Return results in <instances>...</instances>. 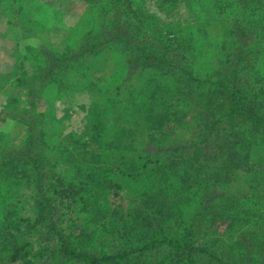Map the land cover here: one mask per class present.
<instances>
[{"label": "rangeland", "instance_id": "obj_1", "mask_svg": "<svg viewBox=\"0 0 264 264\" xmlns=\"http://www.w3.org/2000/svg\"><path fill=\"white\" fill-rule=\"evenodd\" d=\"M209 1L214 2L200 0L199 9H196L197 5L190 0H0V162L4 155L14 156L24 151L29 145V132L33 130L34 136H38L37 147L44 154L39 159L46 167L43 189L52 199V205L45 214H38L36 194L39 190L34 172L29 164H14L13 171L17 172L20 180L7 190L6 195L13 196L6 201L1 197L5 189L0 186V230L7 229L11 236L20 237L23 242L30 241L33 247L27 260L4 264H56V260L61 258L58 254L60 244L47 227L49 218L57 223L59 233H80L95 248L97 243L104 250L134 245L131 239L134 225L125 231L124 227L128 225V209H134L141 201V193L145 189L143 185L139 186L141 180L133 187L132 181H122L118 188L108 189L109 213L96 223L82 209L80 197H70L69 192H61L62 184L56 181L61 177L67 186L78 188L80 183L87 182V166L90 167L92 162L87 160L82 164L76 149L78 146L90 152L88 158L97 151L102 152L103 143H108L109 147L127 143L131 151L139 153L142 150V155L158 149V146L178 147L185 151V156L192 153L189 148L200 128L199 119H196L199 109L187 100L176 101L178 104L171 102L175 107L167 108L170 112L166 116H170L158 131L151 130L138 119H117V122L105 126L103 143L97 142V129L93 130V122L88 118L92 109L97 107V97L104 109L103 116L110 117L116 114L117 102L126 103L154 85L147 79V71L137 70L132 63V54L143 53L151 43L160 42L163 36L170 37L167 33L172 27L176 33L178 26L198 25L203 15L202 18L208 22L203 26L205 36L198 42L200 48L195 57L190 53L189 59L194 61L197 71L204 73L201 70H205L211 74L216 68L232 66L234 54L240 49V42L234 38L236 27L240 25L252 33V47L245 52L244 68L232 83V89L237 86L246 89L248 101L264 114V47L255 45L259 36L260 42H264V0H227L226 13L220 12L224 7L217 9ZM185 32L183 36L189 39L190 35ZM117 35L121 37L120 42L114 41L108 47H102L103 39L112 40ZM220 45L226 48H220ZM85 51L91 52L88 57L85 55V60L76 59ZM81 61L83 63L79 65ZM159 75L163 77L157 76L156 83L173 86L172 80H167L161 73ZM221 110L227 111L225 107ZM224 128L231 135L239 132L252 136L260 132L259 127L249 122L227 123ZM197 137V143L203 139V136ZM219 142L220 139L215 143L200 142L196 158L199 160L196 162L209 165L206 169L212 178L206 177L204 171L197 174L192 170L194 179L198 175V184L193 190L206 189V211L211 218L204 220L203 216L200 221L192 223L194 228L191 232L195 230L192 243L197 246L208 237H215L218 240L212 243V247L217 253L228 258L233 251L236 254L233 257H240L239 261L258 264L256 260L264 258V225L258 218L253 222H242L246 217L239 209L245 207V202H255V193L264 184V177L261 178L255 167V163L263 158L260 148H264V134L251 150H242L243 155L237 163L240 166L235 170L231 168L228 181H216V176H213L218 171V163L222 164L227 158L222 162L216 158ZM158 159L163 165L181 162L173 151ZM127 162L128 159L114 157L118 167L126 169ZM120 173L117 171V177L124 179ZM55 182L57 188L54 187ZM150 191L147 190L148 195ZM220 203L226 210L231 212L232 207L233 212L239 213L241 221H237L236 227L228 226V221L224 225L214 223L212 217L227 213L221 210ZM201 205L198 197L179 204L177 208L182 214L175 216L181 220L178 225L185 228L190 214L196 215ZM1 209L5 212L2 213ZM110 209L118 211L117 216L124 220L113 222ZM6 214L11 215L14 223L6 224ZM168 219H171L168 224L176 223L172 218ZM227 244L231 247L227 248ZM251 251H254L253 258ZM249 259L254 260L249 262Z\"/></svg>", "mask_w": 264, "mask_h": 264}, {"label": "trees", "instance_id": "obj_2", "mask_svg": "<svg viewBox=\"0 0 264 264\" xmlns=\"http://www.w3.org/2000/svg\"><path fill=\"white\" fill-rule=\"evenodd\" d=\"M190 1L192 4L197 5L196 9H199L198 3L200 0ZM213 1H209L212 2L213 7L217 9L224 7L220 12L226 13L227 0ZM200 15L199 11V17ZM202 17H200L201 20L198 21V25L185 24L186 26H178L175 28L176 33H174V27H172V30L167 33L171 35L170 37L163 36L160 42L151 43L143 53L132 54V63L136 65L137 70H146L147 79L149 82L154 83L148 91L139 93L127 100L126 103L117 102L119 104H117L116 114L110 117L103 116L104 109L101 107L102 103L100 104L97 97V107L92 109L88 118L93 122V130L97 129V135H95L97 142L103 143L102 134L105 132V126L107 127V125L117 122V119H129V121L138 119L151 130L158 131L164 125L165 119L170 116H166L170 112L167 108L175 107L174 104H178L176 101L184 102L187 100L193 103V107L199 109L196 119H199L200 128L195 134V139L197 138L196 140L198 141L197 136H203V139H199L198 143L195 139L193 143L191 142L189 149L193 151L190 155L187 153L188 156H185V151L179 150L178 147L169 146L164 148V146H158V149L147 151L142 155V150L139 153L131 151L127 143L119 144V146L113 144V147H109L108 143H103L101 145L102 152L97 151V154H91L92 158H88L89 151L81 146L76 147L79 158L83 161L82 164L87 160L92 162L90 167L87 166V182L80 183L79 188L72 185L71 187L67 186V183H64L61 177H58L56 182L62 184L60 187L61 192H69L70 197H80L82 209L86 210L85 212L89 214L93 223L105 218L107 215L109 208L107 205L109 198L108 189L118 188L122 181H132L130 184L133 187L139 180L142 181L139 186L143 185L145 189L141 193V201L136 203L134 209H128L127 216L129 218L126 220L128 225H125L124 231L132 228L133 225L135 229L131 237L134 245L129 247L123 248L122 246V248L115 250H104L102 245L97 243V248H95L80 233H73L72 235H66V233H63L64 231L59 233L57 223L49 218L48 220L50 221L47 227L57 236L60 244L58 254L61 258L56 260V264H249L245 260L239 261L240 257H233L236 255L233 251L231 252V257L228 258H226L225 254L217 253L212 247V243L218 240L215 237H208L207 240L205 239L197 246L192 243L195 232V230L191 232L194 228L192 223L200 221L203 216H205L204 220L211 219L206 211L205 202L206 198H208L206 189L193 190V187L198 184V175H195L196 179H194L192 170L197 174L204 171L206 172V177L212 178L211 172L206 169L209 165L204 162H196L199 161L196 158L200 150V142L215 143L216 140L220 139L216 146V158L220 159L221 162L227 158L222 164L218 163V171L213 176H216V181H228L231 175V168L235 170L240 166L237 163L241 155H243L242 150H251L253 145L259 142L264 134V114L248 101V91L239 86L232 89V83L236 81L242 70L241 68H244L246 62L244 60L245 52L252 47V33L250 34L249 31L242 29L238 25L234 31V38L240 42L238 45L240 49L239 52L234 54L235 58L232 66L216 68L212 74L205 72V70H201L204 71V73H201L194 68V61L189 59V54L191 53L190 55L195 57L197 49L200 48L198 42L202 41L205 36V28L203 26L208 22ZM167 27L169 28L171 25ZM184 31L190 35L189 39L183 36ZM120 38V35H117L112 40L105 41L103 39L101 45L102 47H108L114 41L120 42ZM258 38L255 41V45H259L260 48L264 47V42H260L261 36ZM262 39H264V36H262ZM103 42L106 44H102ZM224 46L220 45V48H226ZM90 53V51H85L76 59L85 60ZM221 55L225 57L223 53ZM82 63L83 61L79 65ZM226 63H229V61H226ZM79 65L74 64L73 66ZM159 73L165 75L168 78L167 80H172L173 86L156 83L157 76L163 77ZM173 101L174 104L171 103ZM224 107L227 109L226 112L221 110ZM190 109L193 110L194 108ZM197 112L198 110L195 111V113ZM239 121L242 123L249 122L259 127L260 132L252 136L249 133L242 134L239 132L234 135L228 134L229 132L224 126L227 123ZM230 128L232 127L230 126ZM37 137L34 136L33 130H30L27 139L29 145L24 151L15 153L14 156H2V161L0 162V186L5 189L1 193V197L5 201L8 197L11 198L13 194L6 195L7 190L10 189V186L16 180H20L17 172L13 171L14 164L17 162L29 164L34 172L36 188L39 190L36 194V198H38V214L43 216L45 211L51 207L52 199L47 197L43 189L44 169L46 170V167L39 162V159L44 154L37 147ZM76 137L79 138L80 136ZM185 146L187 147V145ZM186 147L184 148L187 149L188 147ZM260 149L262 150L263 158L255 163V167L262 178L264 177V148ZM171 151L177 153L181 162L163 165L162 160L160 161L158 158L169 154ZM116 156L124 160L128 159L125 164L126 169L115 165L114 157ZM182 166L186 167L190 173L185 170L186 168L180 169ZM119 170L124 179L117 177V171ZM247 170H250L249 166H247ZM50 174L52 175V173ZM56 182L54 187L57 188ZM148 189L151 190L150 195L147 194ZM255 194H253V197L255 195V202H245V207L241 206L239 212L246 217V220L243 217L245 221L242 220V222H253L258 218L264 225V184L261 189H257ZM196 197L201 201V208L196 212V215L190 214L185 228H181L178 225L181 220L175 217L177 214H182L177 206L181 203L194 201ZM100 198H103V200L101 201ZM219 206L222 207L221 210H226L223 203H220ZM230 209L231 212L226 210L225 216L215 215L216 217H212L214 223L224 225L225 221H228V226L236 227L237 221H241V219L238 212H233L232 207ZM1 210L2 213L5 212L4 209ZM164 210L165 212H163ZM110 214L114 218L113 222L124 220L117 216L118 211L110 209ZM5 218L6 224L14 223L11 215L6 214ZM168 218H172L176 223L174 225L168 224V222H171V219ZM248 218L252 220H248ZM6 231L7 229L0 230V263L27 260L32 254L30 250L33 246L30 245V241L23 242L20 237L11 236ZM227 245V248L231 247V244ZM251 252V257L253 258L254 251ZM192 259L197 260V262ZM251 260L254 259H249V262ZM256 262L263 264L264 258L258 259ZM24 264L28 263L25 262Z\"/></svg>", "mask_w": 264, "mask_h": 264}]
</instances>
